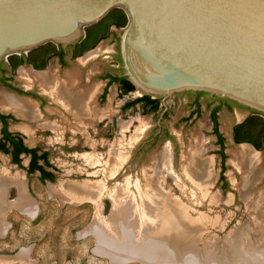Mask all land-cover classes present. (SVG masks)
<instances>
[{
	"label": "rangeland",
	"instance_id": "obj_1",
	"mask_svg": "<svg viewBox=\"0 0 264 264\" xmlns=\"http://www.w3.org/2000/svg\"><path fill=\"white\" fill-rule=\"evenodd\" d=\"M115 18H119L120 22L113 29L120 37L129 17L119 7L85 27L84 34L104 28ZM75 44L78 42L69 45ZM115 45L112 36H108L78 58H70V65L60 71L63 73V70L74 67L78 59H86L87 66H76L82 68L79 72L84 77L91 74L93 84H98L102 82L99 74L103 70L118 72L120 63L115 57ZM58 46L57 43L47 42L26 52L39 57L41 53H52ZM26 52L8 55L1 64L11 69V64ZM31 67L28 64L19 65L8 74H12L15 81L25 88V85H29V72L33 71ZM49 69L59 70L56 58H51L35 74L42 71L43 74ZM117 92L113 85L107 99L103 103L98 102L103 108L96 106L99 115L91 121L78 122L65 116L59 106L50 100L43 104L45 116L42 120L31 121L22 116L25 118L11 125L24 132L30 145L41 144L50 151L56 177L54 181H43L38 173L29 175L22 166L9 163L7 156L0 152V173L25 179L27 196L33 205L30 212L16 207L4 211L0 264H264V226L252 221L250 203L242 197L238 187V183L242 182V173L231 160L234 157L231 150L237 151L244 146L252 148L264 158V114L238 105L232 109H221L218 123L225 137L227 158L226 179L219 181L220 145L213 132L209 97L202 98L199 116L187 121L193 98L188 94L179 93L169 99L168 113L160 118V113L145 111L141 103L123 111L124 103L136 99L141 93L135 90L121 96ZM13 95H16L13 91L0 86V103ZM32 102L36 104L35 100ZM104 116L108 118L103 119ZM44 123H56L62 128L45 130ZM237 130L243 141L236 140ZM201 138L202 158L213 162L215 175L213 185L202 189L184 176L182 163L183 156L193 146L195 149L196 139ZM255 143L258 146H254ZM167 149H173L175 167L184 174V182L176 181L166 171L158 176L151 168L153 158L159 154L161 156ZM123 153L127 155L121 162L119 160ZM24 164L27 165V159ZM149 181L155 184V188H161L157 190L160 193L168 192L176 201H180L195 227L189 228L188 235L177 233L173 239L158 238L159 227L149 228L143 235L131 228L130 236H113L112 233V236H108L109 230L101 223L114 217L115 201L108 192L128 182L129 188L138 194L136 185L140 184L143 188ZM59 182H85L94 188L101 184L104 189L98 200L90 197L64 198L52 193L51 187ZM258 187V190H264V177ZM7 196L9 201H15L18 198L17 186L11 184ZM203 217L209 220L205 226H202ZM216 220L217 225H213ZM135 222L136 229L140 223ZM103 234L109 239V244L103 240ZM121 247L128 248L120 253Z\"/></svg>",
	"mask_w": 264,
	"mask_h": 264
},
{
	"label": "water",
	"instance_id": "obj_2",
	"mask_svg": "<svg viewBox=\"0 0 264 264\" xmlns=\"http://www.w3.org/2000/svg\"><path fill=\"white\" fill-rule=\"evenodd\" d=\"M115 7L129 17L119 68L163 113L176 94L203 92L264 114V0H0V64L72 44Z\"/></svg>",
	"mask_w": 264,
	"mask_h": 264
},
{
	"label": "bare ground",
	"instance_id": "obj_3",
	"mask_svg": "<svg viewBox=\"0 0 264 264\" xmlns=\"http://www.w3.org/2000/svg\"><path fill=\"white\" fill-rule=\"evenodd\" d=\"M41 73L35 75L41 86L47 91L52 92V95L57 100L66 105L65 107H68L79 122L83 119L92 120L95 116L99 115V110L93 103V96L96 90H93L92 87L82 90L79 93L75 92L74 94L66 87V81L60 82L55 75L46 72L43 74ZM0 105L4 109L11 108L17 112L18 115L25 116L28 119H36L39 114L34 104L11 96L4 98ZM107 111H110V109ZM196 140L197 143L195 149L193 146L190 151L183 156L182 163L185 169V175L179 172L175 167L176 164L173 159V149L164 150L165 152L161 156L158 153L159 156L153 158L151 161V168L155 171V174H158L159 176L164 174L165 171L166 173L169 172L178 182H184V175L189 181H192L197 187H200V189H202V187L205 188L213 185L215 177L213 162L210 159L202 158L201 149H203V140L202 138L201 140ZM231 154L234 156L231 159L233 165L242 173V182L238 183V187L242 197L250 203L249 208L252 211V221L258 224V226H264V190H258L259 182L264 177V158L261 154L256 153L248 146H244L237 151L231 150ZM126 155V153H123L122 159L119 161H124ZM147 178L151 179V177ZM11 184L17 186L18 189V198L12 202L9 201L7 196ZM25 184V179L20 176L0 173V234L4 229L2 217L5 210L11 207H16L22 211L30 212L33 209V205L27 196ZM153 185L155 186V184H152L150 181L146 182V187L143 186V189L142 185L137 184V194L129 188V183L126 182L124 185L117 186L108 192L115 201V207L113 209L114 217L101 222L106 229L109 230L110 233H107L108 236H112V234H114L113 236H130L132 232L131 228H133L135 232L138 231L139 234L142 233L143 235L145 230L152 227H159V229H161L157 236L161 239H173L177 236V233L182 236L188 235L189 228L195 227L193 220L190 218L189 212L181 205L180 201H176L168 192L165 193L161 191L160 193L157 190H160L161 188H158L159 186H156L155 188ZM51 189L52 193L64 198L73 199L75 197L82 199L90 197L98 200L102 194L101 191L104 189V186L99 184L94 188V186L92 187L85 182L83 184L59 182L51 187ZM138 199L141 202H139ZM99 220L101 221L100 218ZM136 220L140 225L135 229L134 226L136 227L137 224V222H135ZM207 220L208 219L203 217L202 226H205L208 223ZM217 222V220L213 221V225H217ZM209 223H211V221ZM177 229L179 230L178 232L175 231ZM147 236L150 237V234L148 233ZM235 237H237V235H235ZM102 238L107 241V244L110 243L105 234H103ZM127 244L131 246L130 248H134L131 243ZM127 248L128 247L119 248L122 249L120 253H123V250ZM233 250H236V248ZM143 251L145 253H150L145 250ZM117 259L121 260L122 258L119 257Z\"/></svg>",
	"mask_w": 264,
	"mask_h": 264
},
{
	"label": "flooded vegetation",
	"instance_id": "obj_4",
	"mask_svg": "<svg viewBox=\"0 0 264 264\" xmlns=\"http://www.w3.org/2000/svg\"><path fill=\"white\" fill-rule=\"evenodd\" d=\"M120 20L119 18H115L111 20L107 26L104 28H100L94 33H89L86 32L77 42L78 44H75L74 46H67L64 47L62 45H59L57 49H55L52 53L46 54V53H41L39 54V57H36L35 54H29L30 52H26L27 54H20L19 59L11 64V69L7 68L4 64H0V86H3L7 89H10L11 91L14 92L17 96H22V97H17L16 95H13L16 98L23 99L28 101L31 104H34L38 111V117L36 119H31L34 121L37 120H42L45 114L43 113V104L44 102H49L50 100L55 103L57 106H59L60 112H62L65 116L74 117V114L68 109V107H65L63 103H61L59 100H57L53 95L52 92L47 91L43 86H41L40 82L37 80L35 77V72H39L40 68H44L46 63L51 59V58H56L57 62L59 64V70H52L49 69L45 72H50V74L55 75L58 80L61 81H66V87L70 89L74 94L79 93L82 90H86L92 87L93 90H96L94 92L93 96V103L95 106L101 107L98 102L103 103L105 99H107L108 94L110 92V89L113 85L116 86L117 93L121 96H125L128 93L124 92V81L120 79H113V78H122L124 77L123 75V70L118 68L117 73H113L110 70H103L101 74H99L100 79L102 82H99L98 84L95 83L93 84V78L91 74L89 76L84 77L82 73L79 72L81 70V67H78L76 65H83L87 66L86 63L87 61L80 60L78 59L77 63L75 64L74 67L66 70L65 68L70 65V58L74 59L75 57L81 56L85 51L89 50L92 48L96 43H98L100 40L105 39L108 36H112V39L116 42L115 46V57L117 59H121L120 56V38L117 34L116 31H114L113 27H117L119 24ZM72 49L70 50V48ZM30 51V50H29ZM23 64H28L31 65L32 70H30V76H29V85H25V88L23 86L19 85L16 81L15 78L12 74H8L9 71H12V69L17 68L19 65ZM60 69H64L63 73H61ZM29 71V70H28ZM43 72V71H42ZM93 74V73H92ZM34 75V76H33ZM71 75V76H70ZM33 82V83H32ZM37 83V85H36ZM81 89V90H80ZM40 90V92H39ZM135 91V90H134ZM133 92V91H132ZM50 93V94H49ZM131 93V92H129ZM184 94H188L192 96L191 104V112L189 116L186 118L187 121H192L194 118L198 117L200 112H201V106H202V98L209 97V100L211 101V112L210 116L212 119V114L214 109H218L216 112L218 115V122H219V112L223 107L227 109H232L234 105L241 106L231 100H226V99H221V98H216L212 97L209 94L203 93V92H185ZM141 96V95H140ZM139 96V97H140ZM50 98V99H48ZM138 98V97H137ZM48 99V100H47ZM35 100L36 104L33 103L32 101ZM135 100V99H134ZM50 101V102H51ZM57 101V102H56ZM133 101V100H132ZM128 103L125 102L124 105L122 106V110H126V104ZM140 103V102H139ZM137 103V104H139ZM135 104V105H137ZM133 105V106H135ZM143 106V104L141 103ZM63 106V107H62ZM251 110V109H250ZM58 111V110H56ZM161 111V112H160ZM164 106L162 104V101L160 99V106L155 113H160V118H163L165 115H167L168 110H166L164 113ZM22 117L17 114L13 109H4L0 105V152L7 156V160H9V163L12 164H17L19 166H22L23 168L26 169L27 174L30 175L28 172V167L31 164L34 155L30 152L25 151L23 148L27 149H37V156H43L45 153H47V156L41 157L37 159V162L39 163H44L46 160H49V162L53 165L52 159L50 157V151L43 147L41 144H35V145H30L27 142L26 135L24 132H22L20 129L12 128V124H16L19 122V120ZM108 118V116H104L103 119ZM28 119V118H25ZM77 119V118H76ZM75 119V120H76ZM83 120H88V119H83ZM33 121V122H34ZM79 122V120L77 119ZM91 121V120H88ZM107 122V121H106ZM213 122V119H212ZM106 124V123H105ZM44 127H46L45 130L47 129H61V125H57L56 123H44ZM215 124L213 122V132H214ZM220 130V128H219ZM7 132L9 135L7 136ZM221 132V130H220ZM236 132V131H235ZM222 133V132H221ZM223 134V133H222ZM216 135V134H215ZM236 136V133H235ZM217 141L218 144L220 145V151L222 149L221 143H219L218 136ZM224 137V135H223ZM225 138V137H224ZM236 138V137H235ZM225 144V149L224 152L226 154L227 158V153H226V142L224 141ZM254 146L257 145V143L253 144ZM258 146V145H257ZM221 154V152H220ZM27 159V165L24 164V160ZM54 166V165H53ZM223 166L226 167V159H223V156L221 155V171L219 174V181H225L226 176H225V171H223ZM47 171H50L52 174L55 175V168L54 167H47ZM226 170V169H225ZM38 173L40 178L42 173L37 170L32 174ZM225 176L224 179H222V176ZM43 181H50V180H43Z\"/></svg>",
	"mask_w": 264,
	"mask_h": 264
},
{
	"label": "trees",
	"instance_id": "obj_5",
	"mask_svg": "<svg viewBox=\"0 0 264 264\" xmlns=\"http://www.w3.org/2000/svg\"><path fill=\"white\" fill-rule=\"evenodd\" d=\"M113 79H120V80L124 81L123 89H124L125 93H129V92L136 90L134 84L126 76H124L122 78H113ZM139 102L143 104V107H144L145 111H147V112H155L158 110V108L160 106V98L152 97L151 95H142V96L136 98L135 100L128 102L126 104V108L133 106ZM217 111H218V109H214L213 114H212V119H213V122L215 124L214 133L218 136L219 143H221L222 149L220 152H221V155L223 156V159L225 160L226 159V154L224 152L225 138L223 137V134L219 130L218 115L216 113ZM235 133L237 134L236 140L239 142L243 141L238 135V130ZM8 135H9V133L7 132V136ZM23 149L27 152L32 153L34 155V158H37V159L44 157V156H47V153H45L43 156H37V154H36L37 149H27V148H23ZM34 158L28 167V172L30 174H32L35 171L39 170L42 173V175H41L42 180L54 181L56 176L54 174H52L50 171L46 170L47 167H54L49 162V160H46L44 163H39V162H37V159H34ZM225 169H226V167L223 166V171H225ZM224 178H225V176L223 175L222 179H224Z\"/></svg>",
	"mask_w": 264,
	"mask_h": 264
}]
</instances>
